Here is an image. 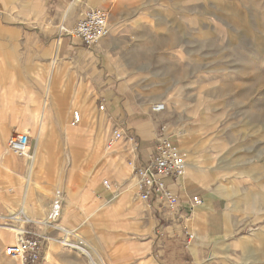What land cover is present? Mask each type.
Here are the masks:
<instances>
[{"label":"rangeland","instance_id":"1","mask_svg":"<svg viewBox=\"0 0 264 264\" xmlns=\"http://www.w3.org/2000/svg\"><path fill=\"white\" fill-rule=\"evenodd\" d=\"M89 7L109 13L108 27L110 11L114 12L116 28L103 55L111 70L112 59L123 60L129 72L123 80L142 107L165 105L156 115L160 117L159 134L165 127L166 134L175 138L171 145L178 141L180 146L179 137H183L180 150L187 162L184 147L189 144L195 149V161H204V174L217 185L234 187L242 199L237 207L228 199L243 220L237 237L257 232L259 237L243 247L246 250L237 248L227 264H264V0H107L102 7L88 6L87 0H0V130L8 131L4 142L0 141L1 150L7 148V139L15 132H28L31 151L35 149L34 120L40 119L41 108L40 104L35 116V103L43 96L53 55L72 38L60 28L69 30ZM29 114L34 115L28 117L33 121L24 127ZM96 114L90 124L81 115L80 122L67 131L55 125L47 140L49 177L41 180L42 190L36 191L34 199L46 198L40 203L47 215L59 192L64 201L56 219L60 221L55 224L46 218V228L41 226L43 220L30 219L23 225L16 219L22 217L18 208L14 221L0 220V264H24L4 255V249L17 240L4 225H23L40 236L43 255L31 264H91L85 255L61 244L66 237L72 244L80 237L88 248H95L93 239H97L95 254L100 257L95 256L94 262L98 264L135 263L117 261L113 256H129L147 239L140 232L142 222L132 215L133 210L145 213L134 189L127 192L121 186L118 190L108 181L113 200L106 206L98 202L94 209L99 212L89 220L92 224L85 221L89 209L79 204L88 169L101 155L115 159L113 152L121 142L106 150L114 127L106 118V109L96 110ZM100 140L103 143L98 148ZM9 155L13 167L22 159ZM2 162L0 152V165ZM131 171L132 166H127L129 177ZM6 175L9 172L0 166V187L12 192L16 189L5 186V180L11 179ZM55 182L72 185L56 187ZM54 224L71 233L53 229Z\"/></svg>","mask_w":264,"mask_h":264},{"label":"crops","instance_id":"2","mask_svg":"<svg viewBox=\"0 0 264 264\" xmlns=\"http://www.w3.org/2000/svg\"><path fill=\"white\" fill-rule=\"evenodd\" d=\"M96 1L100 7L107 3V0H104V3H102L103 0ZM89 2L90 0H87V5L92 6V3ZM72 11L64 17L72 15ZM110 12L109 34L98 42L96 48H87L82 45L80 39L70 38L69 43L65 46L62 44L53 55L56 60L51 59L50 67L46 71L43 96L39 102L35 103L33 110V114L37 116V108L41 104L39 116H43V120L36 124L38 140L35 149L32 150V161L22 158L15 162L17 165L13 167V161H11L13 158L4 152L6 146L2 150L0 148L3 155V162L0 166L6 171V174L9 172L11 175V177L6 175L11 178V181L5 180V186L13 185L16 189L8 192L0 187L2 190L0 198L2 203L5 202V205L1 204L0 208L1 221L10 218V212H16L17 205L22 201L26 204L29 216L33 220H47L48 213L45 214V207L41 204L43 203L41 200L46 198L42 196L34 198L36 191L42 190L41 180L46 181L49 177L47 171L49 173L50 168L48 169L46 165L48 137L54 131L55 125L63 131L70 129L72 124H68L67 120L71 117L73 120V113L76 112L74 111L76 109L79 114V122L81 115H84L85 123L90 124L97 115L96 110H99L100 104H104L106 118L110 120L112 128L120 129L122 139L113 152L112 159H115L110 161L101 155L99 162L88 169L89 174L85 179L84 194L79 201L82 207L89 209L86 212L85 221L92 224L89 220L97 216L99 209H94V207L98 205V202H103L102 206H106L113 200L112 193L109 192L111 187H104L103 182H112L118 190L121 186L127 192L134 189L136 193L133 172L131 171V177H129L127 166H142L154 154L156 138L159 136L160 117H157V112L142 107L136 101L130 86L125 81L129 72L123 60L112 59L113 70H111L110 61L103 55L107 54L106 48L111 42L116 28L114 12ZM112 71L115 74H112ZM43 97L46 98L43 99ZM31 116L34 115L29 114L27 118H31ZM30 118L27 119L24 127L30 122L32 123L33 120ZM35 121L36 118L34 124ZM40 126L43 127L42 134L39 132ZM7 133V129L0 130V141L4 142ZM169 136L170 139L174 138L172 135ZM10 137L7 139V145ZM102 143V140L98 141V148L102 147ZM179 143L181 146L180 137ZM194 150L189 153V162L195 158ZM196 160L198 159L196 158ZM186 163H188L187 160ZM205 170L204 161L198 160L197 166L188 164L184 177L179 180L176 181L172 176L163 180L178 200V219L169 216L165 210L156 205L149 210L143 202L144 217L142 212L132 211L133 217L142 222L143 230L140 232L145 233L147 239L140 242L138 250L129 256L125 257L120 253L113 255L117 261H135L137 264H225L226 261L227 264V260L229 261L230 257L236 254L237 248L246 250L243 247H249L253 239L259 237L258 232L251 237L245 234L237 237L243 220L240 219L238 210L229 206V200L234 207H237L242 199L238 197L234 187L217 185L213 180H210L204 174ZM23 179L26 182H23ZM71 185L67 182H55L54 184L56 187L62 186L63 188ZM30 188L31 193L29 194ZM43 192L47 193L48 191ZM195 197L201 200L200 204L194 202ZM63 202L62 200V205ZM20 219L22 224L29 220L24 216ZM59 221L58 219L57 222ZM158 228L161 230L160 233H156ZM185 228L192 235L191 238L184 234ZM93 242L95 248L92 246L90 248L95 254L98 240L93 239ZM117 249L119 246L111 251ZM95 256L100 257L96 254ZM7 263L12 262L7 261Z\"/></svg>","mask_w":264,"mask_h":264},{"label":"built area","instance_id":"3","mask_svg":"<svg viewBox=\"0 0 264 264\" xmlns=\"http://www.w3.org/2000/svg\"><path fill=\"white\" fill-rule=\"evenodd\" d=\"M109 13L99 7L86 8L75 24L66 30L63 27L60 31L72 38L81 40L82 45L91 48L109 33ZM99 111H105L104 104L98 106ZM154 112H162L164 106L152 107ZM79 123V115L73 113L72 126ZM122 139L120 129L114 128L107 140L106 150L111 151L116 148ZM170 136L166 134L165 127L160 129V134L156 138L155 152L149 160L142 166H132V172L136 178V195L145 203L147 209L156 205L165 210L169 216L174 219L179 218V205L176 196L169 190L163 180L172 176L176 181L184 177L187 169L185 156L177 144L171 145ZM8 151L16 157H27L31 160L33 153L31 151V138L28 132H15L9 139L7 145ZM103 186L108 188V182H103ZM196 204H200L201 200L194 198ZM62 200L60 193L56 192L55 199L51 202V209L47 216L48 221H55L61 213ZM1 208V202H0ZM28 223V222H27ZM65 234L67 231L62 230ZM156 233H160L158 228ZM184 234L189 238L192 237L185 228ZM17 240L14 244L8 245L4 249V255L14 260H20L24 264L37 263L43 255L42 241L40 236L33 232L27 231L24 227L17 234ZM77 236V235H76ZM78 237V236H77ZM66 244L76 246L77 248H85V242L78 238L73 244L66 237ZM28 259V261H27ZM137 264V263H133Z\"/></svg>","mask_w":264,"mask_h":264},{"label":"bare ground","instance_id":"4","mask_svg":"<svg viewBox=\"0 0 264 264\" xmlns=\"http://www.w3.org/2000/svg\"><path fill=\"white\" fill-rule=\"evenodd\" d=\"M97 3L98 2H94V3H92V6H96L97 5ZM107 36V35H106ZM120 67V66H119ZM49 92V91H48ZM47 92V93H48ZM156 106H161L160 104L159 105H156ZM41 107V106H40ZM164 109H165V105H164ZM40 110H41V108H40ZM39 110V111H40ZM79 115V114H78ZM40 117V119L38 120V119H36L37 120V122L36 123H41V121L43 120V116H39ZM41 126H42V124H41ZM39 127V132H40V134H42V132H43V127ZM36 131V135H35V139H36V142H37V140H38V138H37V136H38V130L36 129L35 130ZM180 140L182 141V142H184L185 143V139L183 138V137H180ZM40 146V145H39ZM37 149V148H36ZM192 150V148H190L189 147V144L187 145L186 144V146L184 147V151L186 152V154L187 155H189V153H190V151ZM36 151V150H35ZM7 155H9L10 154V152L8 151V148H6V150L4 151ZM2 155V154H1ZM3 156V155H2ZM23 158H27V157H23ZM28 159V158H27ZM32 159H33V156L31 157V160L30 161H32ZM29 160V159H28ZM188 164H192V165H196L197 166V163H196V161H195V159L194 160H191L190 162H189V160H188V163H187V167H188ZM32 165V164H31ZM32 167V166H31ZM194 167V166H193ZM191 168V167H190ZM32 169V168H31ZM25 180L23 179V182H24ZM31 181V180H30ZM23 182H22V184H23ZM26 182V181H25ZM32 188V187H31ZM31 188L28 190V193L30 194L31 193ZM28 194V195H29ZM28 195H27V197H28ZM0 202H1V204H2V200H1V198H0ZM17 208L19 209V211H20V213H19V215L20 216H24L25 217V219H32L30 216H29V213H28V209H27V206H26V204L25 203H23V201H22V203L20 204H18L17 205ZM18 213H15V212H10V215H11V217L10 218H8V219H12V220H15L14 219V217H15V215H17ZM45 216V215H44ZM59 218V217H58ZM16 219H20V217H16ZM21 220V219H20ZM27 222H29V221H26V222H24V223H27ZM53 223H55L56 224V222H57V220H55V221H52ZM23 223V224H24ZM41 223V226H44L45 228L47 227L46 226V220H43V221H41L40 222ZM22 224V223H21ZM49 224V223H48ZM54 224V225H55ZM52 225V224H51ZM4 226H6L5 227V229L6 230H8V231H10V232H12V234L13 235H16L18 232H20V230H22L23 228H21V227H9L8 225H4ZM56 227L54 228L53 227V229H55V230H58V231H60V232H63L62 230H65L64 228H61V226L59 227L58 225H55ZM43 227V228H44ZM51 227V226H50ZM64 233V232H63ZM71 232L70 231H67L66 232V235H69ZM65 234V233H64ZM64 239V238H63ZM63 239H62V241H61V244H63L64 246H66V247H70L71 245H68V244H66V242L67 241H63ZM65 240V239H64ZM49 243L51 244V246L52 247H54V245H53V243H54V241L53 240H51V239H49ZM71 248H73V249H76V251L78 252V253H80V254H83V255H85L90 261H91V264H98V261H95L94 262V258H95V254H94V252H93V250L89 247L88 248V246L87 247H85V248H77L76 246H71ZM58 251V250H57ZM49 256V253H47L46 254V257H48Z\"/></svg>","mask_w":264,"mask_h":264},{"label":"trees","instance_id":"5","mask_svg":"<svg viewBox=\"0 0 264 264\" xmlns=\"http://www.w3.org/2000/svg\"><path fill=\"white\" fill-rule=\"evenodd\" d=\"M30 264V263H29Z\"/></svg>","mask_w":264,"mask_h":264}]
</instances>
